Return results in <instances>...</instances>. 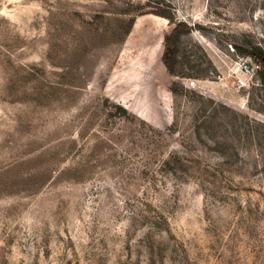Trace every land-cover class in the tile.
<instances>
[{
    "label": "rangeland",
    "instance_id": "obj_1",
    "mask_svg": "<svg viewBox=\"0 0 264 264\" xmlns=\"http://www.w3.org/2000/svg\"><path fill=\"white\" fill-rule=\"evenodd\" d=\"M251 52L264 0H0V264H264Z\"/></svg>",
    "mask_w": 264,
    "mask_h": 264
},
{
    "label": "trees",
    "instance_id": "obj_2",
    "mask_svg": "<svg viewBox=\"0 0 264 264\" xmlns=\"http://www.w3.org/2000/svg\"><path fill=\"white\" fill-rule=\"evenodd\" d=\"M163 19L168 20L171 24L174 23V19L171 15L166 13L155 14ZM190 28L183 24H176V27L172 34L167 35L164 39V52L162 56V63L164 64L167 72L176 77V66L178 64V41L181 35L189 34ZM251 57L260 60L264 64V56L261 53L251 52ZM170 91L173 94H178V85L176 82L172 83Z\"/></svg>",
    "mask_w": 264,
    "mask_h": 264
},
{
    "label": "built area",
    "instance_id": "obj_3",
    "mask_svg": "<svg viewBox=\"0 0 264 264\" xmlns=\"http://www.w3.org/2000/svg\"><path fill=\"white\" fill-rule=\"evenodd\" d=\"M242 71L244 72V74H249L250 73V68H249V66L248 65H242ZM191 87L192 88H195L196 87V85H195V83H191Z\"/></svg>",
    "mask_w": 264,
    "mask_h": 264
}]
</instances>
